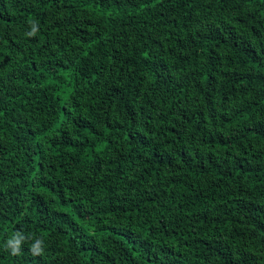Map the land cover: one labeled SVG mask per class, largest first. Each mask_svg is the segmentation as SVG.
I'll return each mask as SVG.
<instances>
[{
  "label": "trees",
  "instance_id": "obj_1",
  "mask_svg": "<svg viewBox=\"0 0 264 264\" xmlns=\"http://www.w3.org/2000/svg\"><path fill=\"white\" fill-rule=\"evenodd\" d=\"M0 264H264V0H0Z\"/></svg>",
  "mask_w": 264,
  "mask_h": 264
},
{
  "label": "clouds",
  "instance_id": "obj_2",
  "mask_svg": "<svg viewBox=\"0 0 264 264\" xmlns=\"http://www.w3.org/2000/svg\"><path fill=\"white\" fill-rule=\"evenodd\" d=\"M39 31L38 25L36 22H31L30 31L26 33L29 37L36 36ZM32 234L25 235L22 231H16L14 235H12L5 244L6 250L10 251L12 256H19L22 251V245L26 240H32ZM45 243L43 239L36 238L34 242L31 244L30 252L33 256L39 257L44 254L45 251Z\"/></svg>",
  "mask_w": 264,
  "mask_h": 264
}]
</instances>
